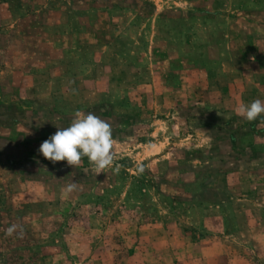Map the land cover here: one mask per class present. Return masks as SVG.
Returning a JSON list of instances; mask_svg holds the SVG:
<instances>
[{
	"label": "rangeland",
	"instance_id": "1",
	"mask_svg": "<svg viewBox=\"0 0 264 264\" xmlns=\"http://www.w3.org/2000/svg\"><path fill=\"white\" fill-rule=\"evenodd\" d=\"M256 99L264 0H0V264H264ZM77 110L105 173L39 152Z\"/></svg>",
	"mask_w": 264,
	"mask_h": 264
},
{
	"label": "clouds",
	"instance_id": "2",
	"mask_svg": "<svg viewBox=\"0 0 264 264\" xmlns=\"http://www.w3.org/2000/svg\"><path fill=\"white\" fill-rule=\"evenodd\" d=\"M235 111L249 122L256 121L264 117V101L256 99L250 104L238 106ZM56 127L58 130L39 148L43 157L53 164L66 161L68 166L78 168L86 158L98 175L115 163L112 126L98 115L77 110L69 126ZM76 189L77 184L73 182L61 191L71 193ZM16 229L17 225H12L7 235L11 236Z\"/></svg>",
	"mask_w": 264,
	"mask_h": 264
}]
</instances>
